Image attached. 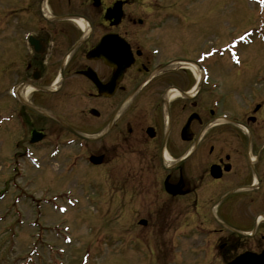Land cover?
I'll use <instances>...</instances> for the list:
<instances>
[{"label": "flooded vegetation", "instance_id": "af4514ba", "mask_svg": "<svg viewBox=\"0 0 264 264\" xmlns=\"http://www.w3.org/2000/svg\"><path fill=\"white\" fill-rule=\"evenodd\" d=\"M160 7L1 0L0 130L13 126V170L24 179L42 157L63 174L86 167L111 205L152 206L137 223L159 240L154 264L262 254L264 99L251 86L243 93L242 56L236 66L182 40L180 14L161 20Z\"/></svg>", "mask_w": 264, "mask_h": 264}, {"label": "rangeland", "instance_id": "374dc122", "mask_svg": "<svg viewBox=\"0 0 264 264\" xmlns=\"http://www.w3.org/2000/svg\"><path fill=\"white\" fill-rule=\"evenodd\" d=\"M158 2L159 18L176 22L172 16L163 19V15L179 13L181 39L198 47H221L232 39L254 40L250 45L242 43L239 49L245 61L243 93L248 96L251 86L264 99V0ZM227 74L230 70L217 73L219 77ZM257 74L260 77L255 79ZM8 86L1 89L0 81V112L4 113ZM262 127L264 130V123ZM12 130V124L0 130V264H154L159 240L143 235L137 223L152 206L137 201L128 212L117 202L111 205L109 188L96 187L91 169L63 174L60 163H48L45 157L43 169L32 170L21 179L12 167ZM22 187L26 190L20 192ZM27 195L42 199V205L37 208ZM127 240H132V245Z\"/></svg>", "mask_w": 264, "mask_h": 264}, {"label": "water", "instance_id": "95a60500", "mask_svg": "<svg viewBox=\"0 0 264 264\" xmlns=\"http://www.w3.org/2000/svg\"><path fill=\"white\" fill-rule=\"evenodd\" d=\"M141 223L144 224L145 221L142 220ZM230 264H264V255L246 253L239 256L234 262Z\"/></svg>", "mask_w": 264, "mask_h": 264}]
</instances>
